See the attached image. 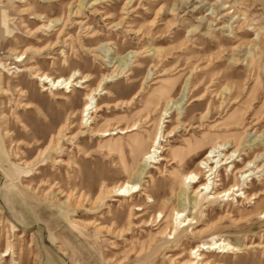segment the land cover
Instances as JSON below:
<instances>
[{
    "label": "rangeland",
    "instance_id": "374dc122",
    "mask_svg": "<svg viewBox=\"0 0 264 264\" xmlns=\"http://www.w3.org/2000/svg\"><path fill=\"white\" fill-rule=\"evenodd\" d=\"M3 16L0 258L10 248L14 261L0 264H185L213 239L239 249L204 261L264 264V0H0ZM74 72L84 88L38 79ZM157 133L158 158L143 162ZM216 141L236 153L213 192L255 170L246 198L208 202L182 182ZM125 182L138 191L119 196Z\"/></svg>",
    "mask_w": 264,
    "mask_h": 264
},
{
    "label": "bare ground",
    "instance_id": "6f19581e",
    "mask_svg": "<svg viewBox=\"0 0 264 264\" xmlns=\"http://www.w3.org/2000/svg\"><path fill=\"white\" fill-rule=\"evenodd\" d=\"M2 10H4V9H2ZM7 22L8 21L6 20V16H3L1 18V21H0L1 27L5 28L7 26ZM52 23H54V22H52ZM49 26L50 25H45L44 27L47 28ZM21 57H23V55H21ZM214 66L216 69H219L221 66V62H216ZM78 76H79V74H77L76 72H74L72 75H70L67 78H64V77L55 78V77H51L47 74H42V75L38 76V79L41 82H43L44 84L50 85V88H48L50 90H57L59 87H61L60 89L67 88L68 92H69L70 88L72 86H78V87L84 88V86L82 84H84L87 81L88 77L78 78ZM223 77H225V76L224 75L219 76L217 78L218 81H220ZM227 77H229V76H227ZM102 81L98 84L97 88H95V89H93L90 92L85 94V100L87 102H85V104L81 110V115H82V121L81 122L87 123L88 119L91 118L90 114L93 112V109L95 108V110H96L97 107H96L95 96L98 95L100 92L104 91V88L102 86ZM104 93H105V91H104ZM229 97H232V94H229ZM164 110L165 111H164L163 115L167 114V109H164ZM138 126L139 125L137 123H134L133 125H131L129 127L127 126L126 128L119 129L117 132H115V131L108 132V130H107V131L102 132L101 136L108 137L110 135H116V134H127L128 132L136 130L138 128ZM231 138H232L231 142L234 145H236V147H238L239 143L237 142L236 137L231 136ZM226 144H227V142H225V143H222L221 141L220 142H218V141L213 142L211 144V146L208 148L207 152L205 153V157L199 163L198 172L187 174L186 176L183 177V180H182V182H184L185 184H186V181L188 184H198V186L195 189V193H201L202 195H205L208 202L216 200L219 197H225V196L228 197L230 195H235L236 197L241 196V197L246 198L247 194H246V192L243 191L244 182L248 177L253 176L256 173L255 170H250V169H245V168L238 169L236 171V174L240 173V180L242 181L241 184L234 183L230 186V188L228 190H226L225 192H222V193L213 192V184H214L213 180H214V178L219 176L220 168L222 166H225L227 163L232 162V160L230 161V159L232 158L233 154L236 153V150H234L230 154L223 153V151L226 150V148H225ZM159 145H160V135H158V133H157L155 135V137L153 138L150 147L143 154V158H142L143 162H150V161L154 162V161H156V159L158 158V155H157L158 149L157 148ZM159 160H164V158L160 157ZM226 166H228V165H226ZM201 175H202V177H204L203 182H200ZM114 191L119 196H125V195H129L133 192L138 191V188L136 185H131L130 182H125L121 185H118ZM136 210H141V208L138 207V208H136ZM174 214L176 216H179V217L184 216V214L182 212H175ZM187 220L191 221L189 218L184 219L181 222L178 221L179 224L184 223L182 225V227L173 226L170 229V231L173 232L172 233L173 236H170L169 239H178L181 237V235L186 231L185 227L189 226V222H186ZM175 223H176V221H175ZM166 243H168L167 239L163 238V239H161L155 243V248L159 249L162 245H164ZM238 249L239 248H236L235 246L231 245L229 242H225L224 240H221V239H213L211 243L202 244V245L198 246L197 248L192 249L190 251V254H189V256H191V257H190V259L186 260L185 264H215V263H210L208 261H204V258L206 256L203 253L204 250H208V252L214 251L216 253H225L226 254V253H234L235 251H238ZM8 251H9V253H7ZM13 252L14 251H11L10 248H6L3 251L4 255H1L0 260L2 259L3 256H9L10 257L12 255L10 262L14 261ZM193 254L195 256H192ZM196 259H197V261H196ZM217 264H219V263H217Z\"/></svg>",
    "mask_w": 264,
    "mask_h": 264
}]
</instances>
